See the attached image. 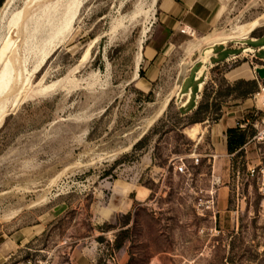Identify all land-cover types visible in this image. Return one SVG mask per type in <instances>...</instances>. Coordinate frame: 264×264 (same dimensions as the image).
<instances>
[{"label":"rangeland","instance_id":"374dc122","mask_svg":"<svg viewBox=\"0 0 264 264\" xmlns=\"http://www.w3.org/2000/svg\"><path fill=\"white\" fill-rule=\"evenodd\" d=\"M50 1L54 15L67 4ZM164 1L82 0L65 41L29 80L33 91L3 116L0 264H264V194L250 171L264 143L249 142L264 115L253 96L264 83L256 69L264 66V26L205 57L193 47L215 28L262 13L264 0H210L198 26L166 17ZM47 23L36 40L18 42L23 74ZM43 76V85L58 82L40 91ZM244 79L257 82L253 92H230ZM201 97L218 103L220 116L214 107L190 128ZM226 127L247 134L232 153L219 132ZM179 155L189 173L176 171ZM117 184L142 186L140 197L114 194ZM212 188L216 220L198 208Z\"/></svg>","mask_w":264,"mask_h":264},{"label":"bare ground","instance_id":"6f19581e","mask_svg":"<svg viewBox=\"0 0 264 264\" xmlns=\"http://www.w3.org/2000/svg\"><path fill=\"white\" fill-rule=\"evenodd\" d=\"M49 1L50 0H21L19 5L14 6L16 0H5L3 5L0 7V35L2 36L0 37L1 38L0 39V123L3 119V116L6 114V112L9 109L13 108V106L18 104L22 100L23 96L29 93L31 89H32L31 91H33V88L35 87H33V85L30 84L29 80L38 71V69L41 67V65L47 59V57L52 53V51L56 48L57 44L65 41L66 32H68V30H71L70 22L76 16V13L78 11L77 9L82 3V0H69V1L67 0V4L65 5V8L63 9L60 15L58 14L59 15L58 16L53 14V11L54 13H56L57 11V5H55L56 3H54L55 5L54 6L53 3H50L51 1L50 2ZM155 2L156 0H152L151 4L154 6ZM50 4H52L53 9L50 7ZM49 7L51 8L50 11L52 12L49 11ZM45 12H47V14L45 15V17L43 16L42 18V15ZM46 21L49 22L47 23V25L48 24L50 25V27L49 28L47 27L48 29H46L49 30L48 34L46 35V31L43 30L45 31V33H43L45 35L44 36L42 35L43 37L40 38L39 41L37 40L38 41L37 43L32 42L33 45L32 43L31 45H29L28 43V45L33 50L32 51L30 49V51L33 52L32 53L33 56L31 58H34V61H32L33 66L31 69H28V67L23 66L24 67L23 69L26 71V73L23 74V71L21 69L22 66L19 64L20 63L19 60L20 58H23V55L22 57L21 56L19 57L18 60L19 65H17L18 67L15 64L17 63L16 62L17 53L18 51H20L18 50L19 49L18 42H20L19 40L22 37L23 41L26 42L27 44V42L30 40L29 38L32 37L34 38V36L38 34L37 32H41ZM263 26H264V11L252 19L240 23L238 22L237 24L232 25V27L229 29L215 28L209 35L204 36L203 38L198 40L196 44L193 45V47H195L197 50H201L202 48H205V52L202 55V57H205V55L214 52V47L216 45L222 44L227 41H231L233 39L248 38L250 37L249 35L251 31ZM184 31L187 32L186 29ZM62 39L63 41L60 42ZM21 48L22 47H20V49ZM24 51L22 52L24 53ZM24 55H26V53ZM26 56H24V58ZM26 58H28V56ZM19 66L21 68H19ZM43 79L44 76L37 84L38 86H41L38 88V90L40 91L47 89L49 90V88H53L58 82L57 81L56 83L54 82L52 84L43 85ZM34 92H32V94ZM29 95H31V93L28 94V96ZM10 98L12 104L6 105L7 100ZM167 103L168 100L166 104Z\"/></svg>","mask_w":264,"mask_h":264},{"label":"built area","instance_id":"2783aa9c","mask_svg":"<svg viewBox=\"0 0 264 264\" xmlns=\"http://www.w3.org/2000/svg\"><path fill=\"white\" fill-rule=\"evenodd\" d=\"M264 79V78H262ZM192 92V89L190 90ZM253 96H259V100H261L264 103V83H260V88L258 89V91L256 93L253 94ZM256 108L257 110H260L261 107H259L258 102H256ZM262 109V108H261ZM264 111V109H262ZM250 121L248 120V122L246 123H239L238 124L240 126V128H245L248 123ZM255 128L256 131L253 134V136L251 137L250 141H255L257 143L263 144L264 143V115H262L261 117H258L254 123H252ZM241 150V149H240ZM190 159L192 160V163L195 165H198L200 160H201V154L200 153H192L190 155ZM186 156L184 155H179L175 158V168L176 171L179 173H189L190 169L187 165V161H186ZM250 171H251V175L255 176L258 180V186H259V190L264 194V159H261L259 161V163H257L256 165H254L253 167H250ZM191 174V173H190ZM219 181H216L214 184H216ZM201 193H203L204 191L201 190ZM208 197H204V195H200L198 198V208L201 210V212L203 213V211L205 210H211L213 217L217 218V214H218V210L215 209V189L212 188L211 190L208 191ZM43 264H55V262L53 260H46L43 262Z\"/></svg>","mask_w":264,"mask_h":264},{"label":"trees","instance_id":"16d2710c","mask_svg":"<svg viewBox=\"0 0 264 264\" xmlns=\"http://www.w3.org/2000/svg\"><path fill=\"white\" fill-rule=\"evenodd\" d=\"M5 0H0V7L3 5ZM264 80V79H263ZM257 87L256 81H249V80H240L235 85H231L229 87L230 92L231 91H238L240 97H246L249 95L253 90ZM204 88V87H203ZM191 93V92H189ZM203 94V93H202ZM202 96V95H201ZM215 107L216 112L219 114V111H221V106L218 103H204L202 101V97L200 101L198 100L197 103L193 106L192 110V117H191V123L192 125L190 128H193L196 125H199L204 121L207 117H210L211 110H213ZM203 112L207 113V116L203 117L201 114ZM220 118V117H219ZM218 117L215 118L216 120L219 119ZM227 149L232 153L241 148L246 142H247V134L246 132L239 131L235 127H230L227 129ZM143 139L139 140V142L136 144L139 145L142 142ZM99 240H104L103 237H100Z\"/></svg>","mask_w":264,"mask_h":264},{"label":"crops","instance_id":"0c3cea01","mask_svg":"<svg viewBox=\"0 0 264 264\" xmlns=\"http://www.w3.org/2000/svg\"><path fill=\"white\" fill-rule=\"evenodd\" d=\"M209 1L210 0H165L164 5L166 8V11L164 13L166 14V17L171 15V18H175L174 15L176 14L178 17H182L183 20L191 21L192 24L198 26L197 21H196L197 19H195V16L201 15V14L204 15V14L208 13L207 8L209 9V7H208ZM183 20H180L179 22H181ZM227 129H228V127H226L224 130L221 129V131H219V132H221V134L224 135L223 144L225 143L226 148H227V138H228L227 137ZM212 130H214V128ZM224 131H225V133H224ZM217 136H220V133H217ZM119 187H120L119 184H117L114 187V194H116V195L123 194V197L126 198V197H128V195L131 192H136L137 196L140 197L139 196V189L142 186H138L137 184H133L130 187L129 186H126V187L122 186L120 188ZM116 209H117V206H114V205L110 206L109 212L114 213L116 211Z\"/></svg>","mask_w":264,"mask_h":264},{"label":"water","instance_id":"95a60500","mask_svg":"<svg viewBox=\"0 0 264 264\" xmlns=\"http://www.w3.org/2000/svg\"><path fill=\"white\" fill-rule=\"evenodd\" d=\"M257 72L259 73V76H260L261 78H264V66H262V67H258V68H257Z\"/></svg>","mask_w":264,"mask_h":264}]
</instances>
